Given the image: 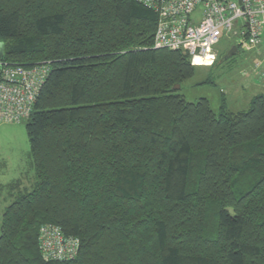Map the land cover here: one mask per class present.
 Instances as JSON below:
<instances>
[{"label":"trees","instance_id":"obj_1","mask_svg":"<svg viewBox=\"0 0 264 264\" xmlns=\"http://www.w3.org/2000/svg\"><path fill=\"white\" fill-rule=\"evenodd\" d=\"M156 23L136 0H0V62L48 63L0 264H264V92L238 112L222 91L218 112L186 101L195 66L153 48ZM47 223L78 238L74 258L42 259Z\"/></svg>","mask_w":264,"mask_h":264},{"label":"built area","instance_id":"obj_2","mask_svg":"<svg viewBox=\"0 0 264 264\" xmlns=\"http://www.w3.org/2000/svg\"><path fill=\"white\" fill-rule=\"evenodd\" d=\"M136 1L157 14L153 48L179 50L191 65H211L223 38L241 36L250 48L264 46V0ZM47 64L23 67L0 62L1 122L18 123L30 115L48 73ZM37 242L45 261L70 260L79 248L78 238L49 223L40 226Z\"/></svg>","mask_w":264,"mask_h":264},{"label":"rangeland","instance_id":"obj_3","mask_svg":"<svg viewBox=\"0 0 264 264\" xmlns=\"http://www.w3.org/2000/svg\"><path fill=\"white\" fill-rule=\"evenodd\" d=\"M235 45V52L226 58ZM215 50L222 59L212 67L195 66L193 77L182 84L178 93L188 102L205 98L211 108L218 112L222 91L226 111H245L250 99L264 92L261 82L264 77L261 75L264 72V54L261 57V51L250 48L241 36L221 39ZM12 183L18 186L12 188ZM34 183L35 173L25 121H0V224L4 208L13 201V195L18 191H30Z\"/></svg>","mask_w":264,"mask_h":264},{"label":"water","instance_id":"obj_4","mask_svg":"<svg viewBox=\"0 0 264 264\" xmlns=\"http://www.w3.org/2000/svg\"><path fill=\"white\" fill-rule=\"evenodd\" d=\"M3 49H4L3 43L0 42V60L2 59V56H3ZM236 49H237V47H236V46H233V47L231 48V50H229V52L227 53L226 58H227L228 56L232 55V54L235 52ZM179 88H180V85H176V86L174 87V89H176V90L179 89Z\"/></svg>","mask_w":264,"mask_h":264},{"label":"crops","instance_id":"obj_5","mask_svg":"<svg viewBox=\"0 0 264 264\" xmlns=\"http://www.w3.org/2000/svg\"><path fill=\"white\" fill-rule=\"evenodd\" d=\"M261 47H263V46H260V47H258V48H257V51H258V52H259V51H261V53H260V54H261V56L263 57V54H264V53H263V51H264V49H262ZM258 74H260V72H259ZM263 79H264V77H263ZM263 79H262V81H261V82L263 83V86H264ZM12 185H13V183H12Z\"/></svg>","mask_w":264,"mask_h":264},{"label":"bare ground","instance_id":"obj_6","mask_svg":"<svg viewBox=\"0 0 264 264\" xmlns=\"http://www.w3.org/2000/svg\"><path fill=\"white\" fill-rule=\"evenodd\" d=\"M212 64H213V63H212ZM212 64H211V65H212ZM196 65H201V66H209V65H210V63H206V64H196ZM211 65H210V66H211Z\"/></svg>","mask_w":264,"mask_h":264}]
</instances>
